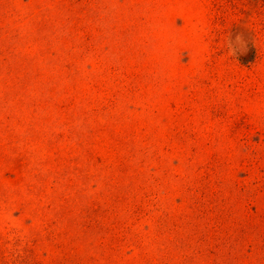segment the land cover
I'll return each mask as SVG.
<instances>
[{"label": "rangeland", "instance_id": "374dc122", "mask_svg": "<svg viewBox=\"0 0 264 264\" xmlns=\"http://www.w3.org/2000/svg\"><path fill=\"white\" fill-rule=\"evenodd\" d=\"M0 264H264V0H0Z\"/></svg>", "mask_w": 264, "mask_h": 264}, {"label": "clouds", "instance_id": "9594fccd", "mask_svg": "<svg viewBox=\"0 0 264 264\" xmlns=\"http://www.w3.org/2000/svg\"><path fill=\"white\" fill-rule=\"evenodd\" d=\"M248 42L242 33H236L233 37L231 34L227 40L229 54L232 56L242 55L247 51Z\"/></svg>", "mask_w": 264, "mask_h": 264}]
</instances>
